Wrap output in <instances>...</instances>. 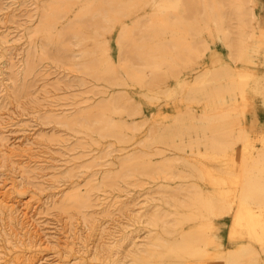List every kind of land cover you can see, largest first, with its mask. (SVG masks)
<instances>
[{
  "label": "rangeland",
  "instance_id": "rangeland-1",
  "mask_svg": "<svg viewBox=\"0 0 264 264\" xmlns=\"http://www.w3.org/2000/svg\"><path fill=\"white\" fill-rule=\"evenodd\" d=\"M231 1L0 0V136L17 144L0 161V199L10 206L0 210V249L9 264H129L159 247L160 232L171 234L190 197L228 195L243 147L239 127L254 136L264 126L256 95L212 110L211 97L235 77L218 74L219 65L264 69V52L253 63L229 48L241 31L264 30V0H240V14ZM128 35L148 53L177 40L186 59L172 51L144 63L132 42L122 43ZM90 55L99 75L86 69ZM105 106L104 134L75 121ZM226 132L232 144L211 155L208 138ZM88 193L89 206L73 205ZM115 198L122 203L107 215ZM211 222L222 248L246 237L231 211ZM200 264L224 262L209 249Z\"/></svg>",
  "mask_w": 264,
  "mask_h": 264
},
{
  "label": "bare ground",
  "instance_id": "bare-ground-1",
  "mask_svg": "<svg viewBox=\"0 0 264 264\" xmlns=\"http://www.w3.org/2000/svg\"><path fill=\"white\" fill-rule=\"evenodd\" d=\"M231 5L236 14H240L243 11L242 1L233 0L231 1ZM7 35L8 33L5 35L6 38L2 40L3 43L9 42ZM128 41L133 43L129 50L133 55L137 54L140 57L139 59L144 63L152 62L154 60L159 62L164 59L167 52L170 53L172 51L171 56L178 60H185L187 56L186 49L177 40H172L173 45L171 46L165 48L157 47L150 53H148L147 49L145 51L140 48V44L134 36L128 35V37L122 39V43ZM229 48L232 53L235 52L236 59L246 62H256L257 55L264 52V30H255L251 33L241 31L239 36L229 43ZM168 65L171 66L172 62ZM260 68L247 66L245 67V72L241 74L237 68L233 69L224 63L219 65V70L217 71L218 74L227 76L233 74L235 77H231L228 84L225 85V88H221V90L215 92L211 97V106L214 113H218L220 110L229 107V103L233 104L239 100L248 103L250 102L251 97L255 95L261 99L262 105H264V69ZM86 69L92 74H100V68L93 55L88 57ZM132 69L136 72L134 65ZM170 69L172 70L173 67L171 66ZM112 71L114 72L113 69ZM42 78H45V75ZM46 98L49 101H57V98H49V94L46 95ZM108 107L105 106L99 110L96 109V111H87L82 115L80 120L75 119V121L88 122L93 125L92 127L104 134L108 128L104 109ZM241 113L244 118L245 111H242ZM0 114H2L1 109ZM240 123V118H237L236 121H234V124ZM252 131V129L245 126L239 127L238 140L242 141L243 147L237 161L236 174L232 176L230 180L232 188H230L231 191L228 192V195L218 192L210 194L201 193L200 195L190 197L186 202L187 207L178 210L172 224L168 226V231H170L171 234L164 235L160 232L162 242L159 247L152 248L151 250L145 249L142 255L135 258L134 261L129 264H200L205 253L207 254L209 249H212L217 256H220L223 259L224 264H264V126L255 130L256 134H254V136ZM225 135V138H218L216 135L208 138L207 143L211 155L214 156V154L220 153L221 150H224L227 146L232 144V139H230L229 136L230 133L226 132ZM33 140L25 141L23 144L24 150H32V148H34L35 142ZM16 145L17 144L13 147L14 144L13 146L9 144L6 136H0L1 164L14 154L13 152L16 150ZM18 148L20 147L18 146ZM27 154L29 153H26V155ZM90 196L91 194L89 193L88 196H74L72 203L77 207L89 206L91 200ZM121 203V199H113L111 203L107 205L108 208L111 207L110 209H107L109 210L107 211V215L112 212L111 209H116ZM8 206L9 205L6 203L5 199H2L1 197L0 210L3 208L6 209ZM13 207L14 206H12V208ZM27 208L29 209V206ZM27 208L26 210H28ZM228 211H231L233 225L241 228L246 237L233 241L227 248H222L221 244L210 232L212 228L211 219L215 215ZM96 221L100 222L99 227L102 226L101 221H98V219H96ZM88 222L92 224L93 219ZM110 223H112V221ZM163 223L165 222H162L161 224ZM32 224H34V221ZM163 227L167 228L166 226ZM34 230L36 231V228ZM99 230L100 232H104L105 227L102 226ZM22 257L23 256H21V258ZM17 260L18 259L12 264H17ZM0 264H9L5 253H3L1 249Z\"/></svg>",
  "mask_w": 264,
  "mask_h": 264
}]
</instances>
